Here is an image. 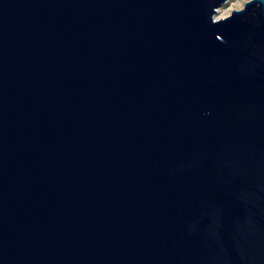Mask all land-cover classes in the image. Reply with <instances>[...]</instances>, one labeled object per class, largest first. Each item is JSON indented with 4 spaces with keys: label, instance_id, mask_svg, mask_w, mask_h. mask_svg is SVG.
Listing matches in <instances>:
<instances>
[{
    "label": "water",
    "instance_id": "95a60500",
    "mask_svg": "<svg viewBox=\"0 0 264 264\" xmlns=\"http://www.w3.org/2000/svg\"><path fill=\"white\" fill-rule=\"evenodd\" d=\"M0 0V264H264V0Z\"/></svg>",
    "mask_w": 264,
    "mask_h": 264
},
{
    "label": "rangeland",
    "instance_id": "374dc122",
    "mask_svg": "<svg viewBox=\"0 0 264 264\" xmlns=\"http://www.w3.org/2000/svg\"><path fill=\"white\" fill-rule=\"evenodd\" d=\"M250 0H229L224 6L217 9V13L214 16L215 20H220L228 17L232 10H240L244 4Z\"/></svg>",
    "mask_w": 264,
    "mask_h": 264
}]
</instances>
